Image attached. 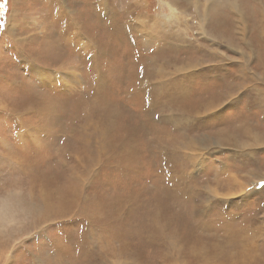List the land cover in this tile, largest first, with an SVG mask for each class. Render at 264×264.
I'll list each match as a JSON object with an SVG mask.
<instances>
[{
	"label": "rangeland",
	"instance_id": "obj_1",
	"mask_svg": "<svg viewBox=\"0 0 264 264\" xmlns=\"http://www.w3.org/2000/svg\"><path fill=\"white\" fill-rule=\"evenodd\" d=\"M113 1L6 0L0 264H264V0H236L243 19L221 0L218 30L232 47L199 34L204 12L185 0H175L182 27L144 33L136 17L172 14L173 0H147L132 18L118 6L123 26L113 32ZM177 28L186 43L160 52ZM163 58L174 62L165 81L177 84L207 64L180 100L181 123L156 91ZM242 82L239 101L219 108L223 120L196 115ZM220 128L239 136L223 140Z\"/></svg>",
	"mask_w": 264,
	"mask_h": 264
},
{
	"label": "bare ground",
	"instance_id": "obj_2",
	"mask_svg": "<svg viewBox=\"0 0 264 264\" xmlns=\"http://www.w3.org/2000/svg\"><path fill=\"white\" fill-rule=\"evenodd\" d=\"M98 1V0H97ZM122 1V0H121ZM121 1L120 0H115L111 3V13H110V20H112V31L113 32H117L118 30H120L122 28V24H121V21L117 18V17H112L113 13L115 15V11H117V8L118 6L119 7H122V10L120 11H117V13H119L122 17H129V18H132L136 13L137 10H139L140 8L142 7H145L144 10L146 9V6L148 5V1L147 0H134V4H132L131 6L129 5H122L121 4ZM128 1V0H127ZM185 1H188V2H194L196 7L198 8V13L200 11V13H203L204 12V17H202L201 15L197 17V20H198V23L201 24V28H198V33L205 36V39L206 37H212L211 40L214 41L215 43L214 44H223L225 47L228 46V47H232L235 43H233L232 41H226L225 40V35L226 33L224 32H221L219 31L218 29L220 28V20H219V16L218 14L216 15V11L220 9V7L222 6V1L221 0H204L205 1V7L204 8H200V6L198 4H200V0H185ZM226 2H228V6H231V11L233 13V15L235 17H241V19H243V12L244 14H246V9L240 5L238 6L237 5V1L236 0H225ZM165 3H168V7L170 10H172V14L170 15H157V16H149L147 18L153 20L152 23L148 22L147 23V19H146V15L145 16H141L140 19L138 17H136V21L135 23L136 24H140V23H144L142 24L141 26H139L140 29H142V31L145 32H148L147 35H151L153 33H155V28H157L158 30L160 28H162L163 30L165 31H168V28L172 26V24H177L178 26H181L182 27V23L180 21V18H181V15H182V12H181V9L180 7H177L175 4V0H173L172 2L171 1H167ZM204 4V3H203ZM103 7L107 8V4L105 3V5L102 3ZM244 5V4H243ZM98 6L100 8V3H98ZM127 9H123V7H125ZM246 6V5H245ZM148 8V7H147ZM97 9V8H96ZM120 9V8H119ZM129 10V11H128ZM107 11V10H106ZM125 11H127V13H129L128 16H126V13H124ZM262 11V8L261 10ZM263 12H264V9H263ZM99 13V12H97ZM116 13V14H117ZM166 13V12H164ZM199 13V14H200ZM210 14H212L213 16L211 17V20H209L206 24V26L203 24L202 25V20H204L205 17H208L209 19V16ZM100 15V14H99ZM101 16V15H100ZM137 16V15H136ZM135 17V16H134ZM239 20V19H238ZM149 21V20H148ZM189 21V20H188ZM190 23V22H189ZM134 24V23H133ZM152 24L153 27H151V29H148V27ZM149 25V26H148ZM136 26V25H135ZM219 27V28H218ZM138 28V29H139ZM184 28V27H183ZM264 28V26H263ZM202 29V30H201ZM136 30V29H135ZM121 31V30H120ZM177 31V34L175 36H172V34H170L167 38H171L173 37V39L171 41L169 40H164L162 41L158 46L156 47H160V52L162 53H165L167 50H169L172 46V44L175 42H179V43H186L183 41V38H185L182 33L180 32V28H177L176 29ZM241 31L243 32V27H241ZM135 32V31H134ZM169 32V31H168ZM140 33V32H139ZM138 33V34H139ZM188 33V32H187ZM140 35V34H139ZM142 35V34H141ZM209 35V36H208ZM212 35V36H211ZM186 36V35H185ZM141 37V36H140ZM145 38V37H144ZM222 38V39H220ZM217 39H220V41H218ZM152 42H157V38L156 37H150L148 39H146V43H152ZM174 43V44H175ZM138 44V43H137ZM168 44H171V45H168ZM148 45V44H147ZM195 47V46H194ZM150 48V47H149ZM141 49V48H140ZM155 49V48H154ZM151 50V49H150ZM156 50V49H155ZM164 50V51H163ZM139 54H140V51H139ZM144 54V53H143ZM94 55V53H93ZM213 55H216L215 60H218V57H222L223 55L221 54H218V53H214ZM225 56V55H224ZM139 57V56H138ZM141 57V56H140ZM146 58V57H144ZM149 58V57H147ZM141 59V58H139ZM143 59V58H142ZM136 60V59H135ZM145 60V59H144ZM163 60V63H160L158 62L156 65H159V69L157 71V78L159 80V83L157 84L156 86V91H158L159 94H161L160 97H162L163 100H165L167 102L168 105H170L171 107L175 106L176 105V115L172 114L171 118H172V122L175 124L177 122H180L181 123V119H180V116H179V113L183 111V109H185L187 106H180V105H185L186 103L185 102H182L180 100H182L183 98H185V96H188L190 95V83L192 80H194L197 76H200L203 74V72L205 71L206 68H204L203 66L204 65H207L206 63H200L198 62V64H195V68L193 71H191L190 73H185V70L183 69V66H179V70H176L177 72H181L182 70H184V73L181 74V81H178L179 83H175V81L177 82L178 79L175 78L174 82H171L170 80H173L174 78L172 79H168L170 82H168V80L165 81V78L167 76V69L169 68L170 65L173 66V63L174 62H170L169 64L166 65L167 63V59H161ZM143 61V60H142ZM150 61V59H149ZM137 62V61H136ZM218 63L220 62H217V63H214L212 68L209 70V74H212V72L215 71V69L213 67H215V65H218ZM137 64V63H136ZM140 64V62H139ZM188 64V63H187ZM186 64V65H187ZM138 65V64H137ZM142 65V64H141ZM186 65H184V67H186ZM178 66V65H176ZM200 66V67H199ZM210 66V65H209ZM137 67V66H136ZM203 67V68H202ZM220 69H222L221 65H219ZM218 67V68H219ZM145 68V67H144ZM149 69V68H148ZM140 70H141V67H140ZM174 70V69H173ZM142 71V70H141ZM200 71V73H199ZM140 72V71H139ZM138 73V72H137ZM206 73V72H204ZM208 73V71H207ZM135 74V73H134ZM240 74V73H239ZM139 75V74H138ZM205 75V74H204ZM219 75L221 76V74L219 73ZM203 76V75H202ZM209 76V75H207ZM135 77V76H134ZM138 77V76H137ZM235 77L237 78V75H235ZM143 78V77H142ZM140 78V79H142ZM146 77H144L145 79ZM225 80L226 77L223 76L221 78V80ZM238 79V78H237ZM240 81V79H239ZM157 82V81H156ZM230 84V86H229ZM228 86L230 87V92H227V93H223L221 96H222V103L221 104H215L214 101L210 100V101H206V103H204V105L202 106L203 108H205V110L203 112H206V113H203L201 114L200 111L197 112V116L198 115H213L216 117V121H221L223 120L222 119V113L221 111L219 110V108H221L222 104H231V105H234L236 104L239 99H238V94L240 92V89L241 91L245 88L246 84H240V85H237L236 86V89L238 87L237 90H239L238 92H233L232 89H234L235 87V84L234 83H229ZM237 84V82H236ZM147 85V84H146ZM224 87V85L222 84V87L221 89ZM261 89V88H260ZM260 92H262L264 94V90H259ZM260 95V96H264V95ZM259 96V97H260ZM248 99V98H247ZM247 99H245V102L248 103L250 101L254 102L256 98L252 99V100H249L247 101ZM261 99V97H260ZM259 99V101H260ZM197 100V99H196ZM230 100V101H229ZM228 101L230 103H228ZM147 102H148V105L147 107L150 108V110H153L154 109V103L155 101L153 99H150V97L147 99ZM197 103V102H196ZM253 104V103H250V105ZM230 105V106H231ZM179 106V107H178ZM186 110V109H185ZM191 110V109H190ZM198 110V109H197ZM191 114V113H190ZM163 116V115H162ZM187 119H191L189 116H187ZM185 122V121H184ZM183 123V122H182ZM241 124V123H239ZM246 124V123H245ZM235 126V125H234ZM251 126V125H250ZM221 130L218 131L219 134H218V137H220L221 139L223 140H227V139H230L229 137H232V139L234 138V136H239L237 135V133L239 132L238 129H236L237 131H235L236 133L233 132V130H231V132H229L230 129H227V128H220ZM234 129V128H233ZM241 131V129H240ZM253 128L251 127H244L243 130H242V134L243 135H246V137H250L251 140H255L258 142V140L255 139V135L253 134ZM241 135V134H240ZM252 143V142H251ZM254 143V142H253ZM252 143V144H253ZM249 145V144H248Z\"/></svg>",
	"mask_w": 264,
	"mask_h": 264
},
{
	"label": "trees",
	"instance_id": "obj_3",
	"mask_svg": "<svg viewBox=\"0 0 264 264\" xmlns=\"http://www.w3.org/2000/svg\"><path fill=\"white\" fill-rule=\"evenodd\" d=\"M6 4L3 3V0H0V19L2 18L3 20H5L6 18ZM3 23H0V30H1V25Z\"/></svg>",
	"mask_w": 264,
	"mask_h": 264
},
{
	"label": "snow or ice",
	"instance_id": "obj_4",
	"mask_svg": "<svg viewBox=\"0 0 264 264\" xmlns=\"http://www.w3.org/2000/svg\"><path fill=\"white\" fill-rule=\"evenodd\" d=\"M3 3H5V4H6V0H3Z\"/></svg>",
	"mask_w": 264,
	"mask_h": 264
}]
</instances>
